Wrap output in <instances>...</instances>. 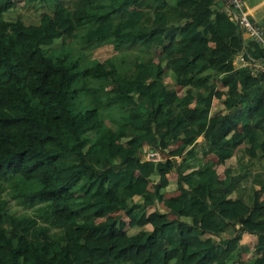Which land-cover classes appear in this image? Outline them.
<instances>
[{
    "label": "trees",
    "instance_id": "obj_1",
    "mask_svg": "<svg viewBox=\"0 0 264 264\" xmlns=\"http://www.w3.org/2000/svg\"><path fill=\"white\" fill-rule=\"evenodd\" d=\"M16 1L0 0V264H229L245 227L256 234L246 264H264V181L232 196L233 170L217 171L239 144L264 157V71L230 61L263 49L212 0H25L50 12L48 30L5 17ZM79 29L82 44L150 55L121 75L111 54L82 65L65 45L48 52ZM159 59L190 91L163 79ZM221 96L233 99L225 110L212 107ZM112 100L120 120L103 126ZM143 145L171 157L141 158ZM171 167L177 192L164 196ZM6 187L31 212L9 211Z\"/></svg>",
    "mask_w": 264,
    "mask_h": 264
},
{
    "label": "rangeland",
    "instance_id": "obj_2",
    "mask_svg": "<svg viewBox=\"0 0 264 264\" xmlns=\"http://www.w3.org/2000/svg\"><path fill=\"white\" fill-rule=\"evenodd\" d=\"M167 1H170V0H167ZM252 1L253 0H247L248 4H250ZM25 2H26L25 0H17L14 5L9 6L8 11L4 14V16L5 17H12L13 15H16L18 17L25 19V20L39 21L42 23L45 30H48L50 27H52L53 20L51 18L50 12H48L46 10H44L40 13H39V11L35 12V10L30 5H26ZM253 14L257 18L262 16V14H264V5L262 7H260L258 10H254ZM82 31H83V29H79L76 32V34H74L72 36H65L63 38L64 40H62V41H60V40L62 39L63 35L59 36L55 40V42L47 48L48 52H49V50H52V53H54V52L58 51V49L60 47H62V45H65L66 49L70 52L71 56L78 58L79 63L82 65H86V64L90 63V61L98 55L111 54V59L114 62L115 70L117 73H119L121 75L132 74L133 70L136 67L135 66L136 62L139 60H144L147 56L150 55L149 52L143 51L138 44H133V45H129V46H121V47H118L116 49H113L110 43H104V42L94 43L91 45L82 44L81 43ZM49 53L52 54L51 52H49ZM153 58H154V60H157L156 53H154ZM159 62L164 67L163 59H159ZM163 70L166 73L164 75L163 79H165L166 81H171V84L174 86V88L178 94H181V93L186 92V91H190V88L186 85L174 84L172 82L170 74L168 73V70L165 67L163 68ZM213 80L215 82V85L217 87H220L221 84L216 81L215 77H213ZM102 86H104V84H102ZM89 96H90L89 93L83 92V94L81 95V100L83 102H87L89 100ZM102 98H104V96H102ZM144 99H147V96H145ZM232 103H233V99L227 98L225 96H221L220 98L214 97L212 100V105H214V107L215 106L216 107L217 106L228 107ZM263 111H264V102L262 104V108L260 109V112H263ZM102 112L104 113V117H105V119L102 120L103 126L109 125L112 127H116L117 121L120 120V114L122 112L117 105V100L110 101V103L105 106V108L102 110ZM173 139L174 138H172V140H170L169 143H171L172 141H177V139H175V140H173ZM175 143L176 142L171 143V145H169V147L167 146V148L172 149V147H174ZM143 146H144V148L140 153L141 158H144L146 156L145 151L148 149L147 145H143ZM128 150L130 152H133L134 148L129 147ZM166 152H167L166 150L161 152L162 157L167 156ZM172 168L173 167H171L167 171V175L171 180H173V178H174V173H173L174 171ZM249 178H250V176H249ZM156 179H157L156 175H152V180H156ZM241 182L243 183V185H246V186L249 185L247 177L243 178ZM6 183L7 182L4 181L5 185H6ZM7 189H8V187L4 188V190L2 191L1 194L6 197L7 208L9 209V211L14 212V213L31 212L30 207H25V206L17 203L15 198L10 196L7 193V191H6ZM148 192L146 191L145 194L146 193L148 194ZM152 207H159L162 209L161 204L159 202H156V203L149 205L148 208H152ZM138 208H140V206L136 205L132 210H127L126 214L128 216H130L132 214L133 210L138 209ZM108 215L111 216L112 212L109 213ZM237 226H238V224L236 222H230L227 226V230L223 232V235L229 234L231 229L235 231ZM132 229L133 228L130 227L129 231H131ZM245 230H246V233L241 238L239 245L237 246V248L235 250H233V252L231 253V256L228 259L229 264H246L249 255L252 253V245L254 244L256 237L253 238L252 232L248 231V229L246 227H245ZM231 233H232V231H231ZM241 249H243V250H241ZM263 254H264V252H263Z\"/></svg>",
    "mask_w": 264,
    "mask_h": 264
},
{
    "label": "crops",
    "instance_id": "obj_3",
    "mask_svg": "<svg viewBox=\"0 0 264 264\" xmlns=\"http://www.w3.org/2000/svg\"><path fill=\"white\" fill-rule=\"evenodd\" d=\"M212 1L213 2L211 3V5L213 8L221 7V3H222L221 0H212ZM246 5L249 9L250 17L252 19H254L256 21L258 20V22H261L264 24V14H262V16H260L259 18L255 17L253 14L254 10H258L260 7H262L264 5V0H253L250 4H248V2L246 0ZM212 107H214V105H212ZM221 108L223 110L226 109L225 106L221 107ZM175 139L176 138H174L173 140H175ZM179 141L180 140L177 139V141H172L171 143L176 142L174 145V147H175L179 143ZM171 143H167L168 144L167 146L169 147V145H171ZM174 147H172V148H174ZM242 147H243L242 144L237 145L235 147V149L233 150L232 154L228 158H226L224 160V162L219 163L217 165V171L223 174V170L226 168H230L233 170L232 171L233 178L227 187L228 190L231 192L232 196H235L239 193H242L243 195L245 193L247 194V192H249L250 189H252L253 193L255 195H257L259 183L261 181H264V157L248 156L246 153L243 152ZM205 157L215 159V156L212 152H208L207 154H205ZM175 159L178 160L179 158L175 157L173 159V162L175 161ZM173 173H174V177H175L176 172L174 171ZM166 175H167V172H166ZM249 176H250V178H249ZM167 177H168V175H167ZM245 177H247L248 184H249L248 186L243 185V183L241 182L242 179ZM168 179H169V182H168V184H167V186L163 192L164 196L171 195V194H174L177 192V189L175 188L174 178H173V180H171L168 177ZM226 230H227V228L224 231H226ZM231 231H232V233H231ZM223 232H220L221 237H224V235H226V234L223 235ZM234 232L235 231L231 229L229 234H233ZM245 233H246V230L243 229L242 233H241V238L244 236ZM252 236H253V238H255L256 234L252 232ZM241 238H240V240H241ZM240 240H239V242H240ZM239 242H238L237 246L239 245ZM241 250H243V249H241ZM262 255L264 256L263 253H262Z\"/></svg>",
    "mask_w": 264,
    "mask_h": 264
},
{
    "label": "built area",
    "instance_id": "obj_4",
    "mask_svg": "<svg viewBox=\"0 0 264 264\" xmlns=\"http://www.w3.org/2000/svg\"><path fill=\"white\" fill-rule=\"evenodd\" d=\"M229 17L238 25L241 33L250 39H253L260 48L264 50V28L261 24L250 20L249 10L246 7L245 0H222ZM231 63L234 67L245 66L252 74L264 71V52L255 57L247 54L243 48L235 52L231 57ZM146 158L151 160L162 159L158 150L147 149Z\"/></svg>",
    "mask_w": 264,
    "mask_h": 264
},
{
    "label": "clouds",
    "instance_id": "obj_5",
    "mask_svg": "<svg viewBox=\"0 0 264 264\" xmlns=\"http://www.w3.org/2000/svg\"><path fill=\"white\" fill-rule=\"evenodd\" d=\"M222 1V0H221ZM245 3H246V0H245ZM246 7H247V5H246ZM220 8V7H219ZM221 8H223L224 10H225V12L227 13V10H226V7H225V5H224V3H223V1H222V3H221ZM248 8V7H247ZM249 10V9H248ZM227 15H228V13H227ZM229 16V15H228ZM248 17H249V19L250 20H254V19H252L251 17H250V15H249V13H248ZM230 18V17H229ZM231 19V18H230ZM232 20V19H231ZM233 21V20H232ZM255 22H257V23H259V24H261L260 22H258V21H256V20H254ZM234 22V21H233ZM235 23V22H234ZM236 24V23H235ZM237 25V24H236ZM262 25V24H261ZM238 26V25H237ZM263 26V25H262ZM239 28V27H238ZM264 28V27H263ZM240 30V29H239ZM240 33H241V31H240ZM241 36H242V40H243V42H245L246 41V39H250L249 37H247L245 34H243V33H241ZM253 40V39H252ZM258 45V44H257ZM260 48V47H259ZM244 49V48H243ZM262 49V48H261ZM238 51V50H237ZM236 51V52H237ZM245 51V50H244ZM264 51V50H263ZM246 52V51H245ZM247 53V52H246ZM234 54V53H233ZM232 54V55H233ZM248 54V53H247ZM260 56V55H259ZM232 57V56H231ZM256 57V56H255ZM231 61V60H230ZM232 64V63H231ZM232 66H233V64H232ZM234 67V66H233ZM239 67H245V66H239ZM247 68V67H246ZM250 71V70H249ZM251 73V72H250ZM252 74V73H251ZM148 149H153V148H150V147H148ZM153 150H158V149H153ZM159 151V153H160V155H161V152H163V151H161L160 152V150H158ZM146 152V151H145ZM161 157H162V155H161ZM166 157H171V155H167V156H165V157H162V159H159V160H163L164 158H166ZM144 159H147L146 158V156L144 157ZM151 160V159H150ZM154 161V160H153ZM155 161H157V160H155Z\"/></svg>",
    "mask_w": 264,
    "mask_h": 264
}]
</instances>
